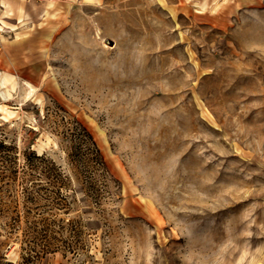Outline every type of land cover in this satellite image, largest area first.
Masks as SVG:
<instances>
[{"label":"rangeland","instance_id":"obj_1","mask_svg":"<svg viewBox=\"0 0 264 264\" xmlns=\"http://www.w3.org/2000/svg\"><path fill=\"white\" fill-rule=\"evenodd\" d=\"M53 1L0 65V264H264V0Z\"/></svg>","mask_w":264,"mask_h":264},{"label":"crops","instance_id":"obj_2","mask_svg":"<svg viewBox=\"0 0 264 264\" xmlns=\"http://www.w3.org/2000/svg\"><path fill=\"white\" fill-rule=\"evenodd\" d=\"M42 14L56 15V3L53 0H0V65L5 62L17 64V45L15 43V49L10 50L7 38L17 35L20 27H41Z\"/></svg>","mask_w":264,"mask_h":264},{"label":"water","instance_id":"obj_3","mask_svg":"<svg viewBox=\"0 0 264 264\" xmlns=\"http://www.w3.org/2000/svg\"><path fill=\"white\" fill-rule=\"evenodd\" d=\"M108 45H109V46H112V45H113V43H112L111 41H109V42H108Z\"/></svg>","mask_w":264,"mask_h":264},{"label":"bare ground","instance_id":"obj_4","mask_svg":"<svg viewBox=\"0 0 264 264\" xmlns=\"http://www.w3.org/2000/svg\"><path fill=\"white\" fill-rule=\"evenodd\" d=\"M29 90H30V91H32V88H31V87H29Z\"/></svg>","mask_w":264,"mask_h":264}]
</instances>
